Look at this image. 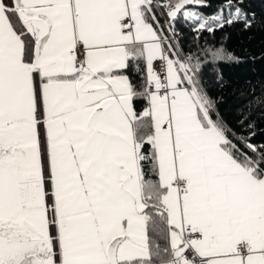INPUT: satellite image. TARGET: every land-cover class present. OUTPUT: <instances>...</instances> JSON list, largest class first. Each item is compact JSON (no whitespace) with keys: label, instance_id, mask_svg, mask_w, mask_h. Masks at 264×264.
<instances>
[{"label":"snow or ice","instance_id":"snow-or-ice-1","mask_svg":"<svg viewBox=\"0 0 264 264\" xmlns=\"http://www.w3.org/2000/svg\"><path fill=\"white\" fill-rule=\"evenodd\" d=\"M243 0H0V264H264V144L208 90ZM254 135V133H252Z\"/></svg>","mask_w":264,"mask_h":264},{"label":"trees","instance_id":"trees-1","mask_svg":"<svg viewBox=\"0 0 264 264\" xmlns=\"http://www.w3.org/2000/svg\"><path fill=\"white\" fill-rule=\"evenodd\" d=\"M222 2L205 0L210 7L198 10L211 16ZM240 6L250 19L254 17L249 28L241 21L214 33L205 31L197 41L183 21L176 27L184 37L182 44L193 48L205 42L222 45L233 55V59L205 69L208 90L225 120L239 135L250 136L251 143L259 145L264 144V0H243Z\"/></svg>","mask_w":264,"mask_h":264}]
</instances>
